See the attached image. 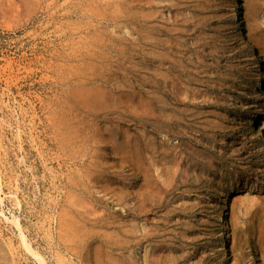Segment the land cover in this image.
<instances>
[{
  "label": "rangeland",
  "instance_id": "1",
  "mask_svg": "<svg viewBox=\"0 0 264 264\" xmlns=\"http://www.w3.org/2000/svg\"><path fill=\"white\" fill-rule=\"evenodd\" d=\"M0 264H264V0H0Z\"/></svg>",
  "mask_w": 264,
  "mask_h": 264
},
{
  "label": "bare ground",
  "instance_id": "2",
  "mask_svg": "<svg viewBox=\"0 0 264 264\" xmlns=\"http://www.w3.org/2000/svg\"><path fill=\"white\" fill-rule=\"evenodd\" d=\"M90 7V6H89ZM102 13V12H101ZM261 82H258V85H257V87H261ZM259 121H258V119H255V120H252L251 121V124L252 125H258L259 123H258ZM260 129V128H259ZM17 223V222H16ZM77 224V223H76ZM72 225V224H71ZM69 227V226H68ZM71 228V227H70ZM74 229H76V228H74ZM67 231H68V229H67ZM73 233H74V230H73ZM69 235V234H68ZM71 237V236H70ZM69 238V237H68ZM27 246V245H26ZM29 246H27V248H28ZM31 248V247H30ZM27 250V249H26ZM34 256L37 258V259H40V256H38V255H36V254H34ZM118 262V261H117ZM140 262V261H139ZM43 263V262H42ZM47 263V262H46Z\"/></svg>",
  "mask_w": 264,
  "mask_h": 264
}]
</instances>
